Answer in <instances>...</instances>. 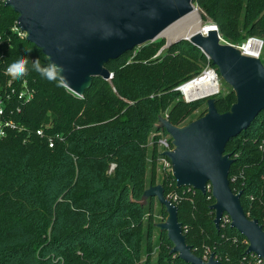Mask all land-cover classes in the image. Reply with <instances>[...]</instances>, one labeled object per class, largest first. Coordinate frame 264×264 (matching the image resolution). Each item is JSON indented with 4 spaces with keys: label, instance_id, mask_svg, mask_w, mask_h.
Segmentation results:
<instances>
[{
    "label": "trees",
    "instance_id": "obj_1",
    "mask_svg": "<svg viewBox=\"0 0 264 264\" xmlns=\"http://www.w3.org/2000/svg\"><path fill=\"white\" fill-rule=\"evenodd\" d=\"M4 2L0 0V93L12 79L5 75L7 64L25 55L29 72L14 81H26L34 97L20 105L14 118L25 130L0 139V264H187L169 254L172 244L164 232L155 236V199L144 206L137 201L148 186L158 184L156 140L159 132L166 135L155 128L158 118L167 114L172 124L183 125L206 105L205 99L184 102L175 90L201 72L205 55L182 40L153 58L163 41L148 42L110 60L105 67L111 79L94 77L78 97L59 78L48 81L32 69L34 61L47 65V58L14 30L17 14ZM192 3L226 41L257 36L264 42V0ZM215 98L220 113L235 101L232 91ZM263 142L264 110L227 142L225 152L234 158L231 189L241 192L245 214L264 229ZM111 163L115 168L108 173ZM167 175L160 183L166 198L176 196L170 200L192 251L201 258L213 252L223 264H248L244 238L229 223L215 228L211 192L178 189ZM233 176L237 179L231 182ZM250 195L255 200L249 201ZM159 214L164 220L161 205Z\"/></svg>",
    "mask_w": 264,
    "mask_h": 264
},
{
    "label": "water",
    "instance_id": "obj_2",
    "mask_svg": "<svg viewBox=\"0 0 264 264\" xmlns=\"http://www.w3.org/2000/svg\"><path fill=\"white\" fill-rule=\"evenodd\" d=\"M4 6L17 14L16 25L26 33L25 39L48 63L63 69L58 78L76 96L83 95L94 77L111 79L105 67L110 60L152 42L195 9L192 0H5ZM202 31L181 41L190 42L210 59L235 101L220 113L216 98H206L205 112L179 126L160 116L155 128L165 131L172 145L161 155L170 161L176 188L204 194L210 186L213 203L209 208L215 228L227 215L230 228L247 241L245 254L256 255L264 264L263 226L247 217L241 192L231 189L228 175L234 158L225 152L227 142L264 110V64L260 58L244 56L220 43L216 24L208 22ZM149 198H154L166 214L154 227L171 242L169 254L187 264H223L213 252L204 259L192 251L178 220L177 206L166 198L161 184L148 186L137 202L144 206Z\"/></svg>",
    "mask_w": 264,
    "mask_h": 264
},
{
    "label": "built area",
    "instance_id": "obj_3",
    "mask_svg": "<svg viewBox=\"0 0 264 264\" xmlns=\"http://www.w3.org/2000/svg\"><path fill=\"white\" fill-rule=\"evenodd\" d=\"M15 31H18L21 36L25 37L26 33L21 32L19 28H14ZM218 39L220 43L230 45L240 51L244 56H250L254 58H260L262 56L264 42L260 37L249 36L240 43H231L226 40H223L221 35L218 33ZM206 57V56H205ZM206 65L203 67L201 72L190 78L189 80L179 84L175 87V90L179 92L182 100L184 102H192L198 99H206L209 97H215L220 94V76L216 68L211 65L210 59L206 57ZM34 97V90L30 88L26 81H21V83L16 84L14 80L8 79L3 87V90L0 93V139L7 136L10 131L23 132L25 130L24 126L17 122L14 118L17 113L20 112V105L27 103L32 100ZM81 97V96H78ZM167 117V114L162 115ZM37 136H42V130L36 131ZM54 141L52 138H48V146L53 147ZM156 145L159 148V161L162 166V170L171 174V164L168 158L161 155V152L165 150H171L172 145L170 143V137L166 134L159 132L156 140ZM261 151L264 150V142L259 146ZM115 168V164L111 163L108 168V173H111ZM172 176V175H171ZM173 178V177H172ZM264 180V171L261 177ZM236 177L233 176L230 181H236ZM175 181V180H174ZM188 191L196 192L193 189L186 188ZM206 191H210V186H207ZM236 193V192H235ZM176 199L175 195H170L168 199ZM255 200L253 195L249 196V201ZM248 217V214H246ZM264 222V216L262 218ZM220 222L230 223V219L227 215H223ZM219 222V223H220ZM245 240V239H244ZM247 245V241L245 240ZM250 255L251 259L248 264H261V260L254 254ZM206 259V257H204Z\"/></svg>",
    "mask_w": 264,
    "mask_h": 264
},
{
    "label": "clouds",
    "instance_id": "obj_4",
    "mask_svg": "<svg viewBox=\"0 0 264 264\" xmlns=\"http://www.w3.org/2000/svg\"><path fill=\"white\" fill-rule=\"evenodd\" d=\"M26 52H31V49H26ZM29 61L27 56L21 55L17 59L7 64L5 75L10 76L13 80L25 77L29 72ZM32 69L39 73V75L48 81H56L58 75L62 73L63 69L52 62L42 66L39 61H34Z\"/></svg>",
    "mask_w": 264,
    "mask_h": 264
},
{
    "label": "bare ground",
    "instance_id": "obj_5",
    "mask_svg": "<svg viewBox=\"0 0 264 264\" xmlns=\"http://www.w3.org/2000/svg\"><path fill=\"white\" fill-rule=\"evenodd\" d=\"M203 23L199 17L198 11L193 9L173 24L164 29L158 37H164L167 44H171L181 39H189L192 35L202 32Z\"/></svg>",
    "mask_w": 264,
    "mask_h": 264
},
{
    "label": "rangeland",
    "instance_id": "obj_6",
    "mask_svg": "<svg viewBox=\"0 0 264 264\" xmlns=\"http://www.w3.org/2000/svg\"><path fill=\"white\" fill-rule=\"evenodd\" d=\"M194 8L198 11V14H199V17L201 18V16H200V11L198 10V8L196 7V5H194ZM202 20V19H201ZM202 22L203 23H208V22H210L209 20L207 21V22H204L203 20H202ZM222 37V36H221ZM222 39L223 40H225L223 37H222ZM163 41V45L158 49V51H157V53L153 56V58H156V57H159V56H163L164 54H165V52H166V49L170 46V45H172V44H174V42L173 43H171V44H168L167 45V40L164 38V37H157L156 39H154L152 42H149V43H156V42H159V41ZM178 41H181V40H178ZM146 44V43H145ZM144 45V44H143ZM142 46V45H141ZM140 47V46H139ZM138 47V48H139ZM137 48V47H136ZM137 50L138 49H135L134 50V52H133V54H132V57L136 54V52H137ZM261 62L264 64V49H263V52H262V56H261ZM220 88H221V92H220V95H224V94H226L228 91H231V88L230 87H228L226 84H224L223 82H222V80H220ZM182 99V98H181ZM205 110H206V105H203V106H201L200 108H198L197 110H195L194 111V113H193V116H192V120H194V119H196V118H198V117H200L201 116V114H203L204 112H205ZM187 122H189V120L187 121ZM186 122V123H187ZM157 148V150L159 151V148H158V146L156 147ZM148 161H150V160H148ZM150 163V162H149ZM162 168V166L160 165V161H159V159L157 158V161H156V166H155V169H154V172L156 173V182L159 184L160 182H162L163 181V179L166 177H168V175H167V172H165L164 170H162L161 169ZM148 175H149V173H148ZM161 184V183H160ZM160 213V205L158 204V202L155 200V217H154V219L156 220V221H162V219H163V217L159 214ZM157 229H156V231H155V236H157ZM154 240H156V239H154ZM156 251V250H155ZM156 254V253H155ZM155 256V255H154Z\"/></svg>",
    "mask_w": 264,
    "mask_h": 264
}]
</instances>
